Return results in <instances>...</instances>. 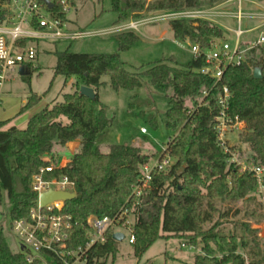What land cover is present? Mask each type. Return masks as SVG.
Returning <instances> with one entry per match:
<instances>
[{"label": "trees", "instance_id": "16d2710c", "mask_svg": "<svg viewBox=\"0 0 264 264\" xmlns=\"http://www.w3.org/2000/svg\"><path fill=\"white\" fill-rule=\"evenodd\" d=\"M217 0H110V11L119 25L130 19H139L149 12L181 11L211 5ZM0 0V23L7 18V10ZM54 12V10H53ZM65 19L62 13L59 14ZM174 39L196 44L201 51L223 38L222 30L203 20H174L169 22ZM118 52L113 54H83L68 50L54 52V77L81 80L72 85L71 92L62 95L61 102L47 104L31 116L25 128L4 129L0 122V203L7 202V214L12 220L28 216L36 201L32 178L41 168L53 163L54 168L43 176L51 180L65 176L74 184L76 197L64 203L63 213L72 217V236L69 248H82L89 237L86 220L114 217L122 210L134 219L131 245L135 258H140L160 239H184L185 245L198 248L201 253L192 264H264V250L257 240V232L249 225H235V231L219 229L221 221L230 216V209L219 204L243 200L255 186L252 174L239 173L228 162V156L218 147L213 129L217 115L216 99L222 86L231 93L230 114L245 122L239 133L245 144L242 150L232 146L239 158L252 165L264 163V49L249 50L239 66L228 67L219 83L200 73L207 64L202 55L193 56L186 66L172 59L151 63L134 71L127 69L121 53L138 40L133 31L117 35ZM260 68L261 79L253 78V69ZM28 74L20 77L30 86L33 68L25 64ZM118 92L132 91L142 86L148 77L152 85L170 90L167 127L178 129L162 155L175 160L168 172L154 174L151 183L135 198L133 188L139 183L140 168L151 155L139 148L113 145L107 153L96 146V136L112 125V118L98 98L97 91L105 85ZM81 86L95 91L94 100L79 94ZM209 90V106H198L202 90ZM42 101L30 91L18 115L33 109ZM192 103L190 111L186 104ZM65 119V121L62 120ZM78 140L79 147L64 166L56 163V147ZM50 158L46 159V156ZM183 172L178 176V170ZM264 194V179H263ZM238 211H234L236 216ZM219 220L214 221L215 216ZM127 217L124 216L123 220ZM205 225H209L207 229ZM240 234L236 233L237 228ZM109 230L103 244L94 245L85 256V264H105L114 261L117 250ZM244 251V255L239 253ZM219 253V256L217 255ZM103 260V261H102ZM166 257L164 264H171ZM0 264H28L19 253L12 252L0 229ZM31 264H42L35 261Z\"/></svg>", "mask_w": 264, "mask_h": 264}, {"label": "rangeland", "instance_id": "374dc122", "mask_svg": "<svg viewBox=\"0 0 264 264\" xmlns=\"http://www.w3.org/2000/svg\"><path fill=\"white\" fill-rule=\"evenodd\" d=\"M72 2V9L66 16L68 29L89 31L93 33V36L57 44L37 42V56L31 65L33 72L30 78V88L42 98V102L47 104L61 102L62 95L71 92L72 85L77 81L75 77L68 79L63 76L54 77L55 51L68 50L72 53L83 54H113L118 52L119 48L117 39L119 33H108L109 30L117 26V17L110 11V0H72ZM231 10L236 12V5H233ZM242 13L251 16L263 14L264 0L243 2ZM155 15H157L155 12H149L144 14L142 18L130 19L121 24L125 25L150 19ZM217 23L225 34L220 40L233 44L235 40L234 31L238 28L236 20L232 17L220 18L217 19ZM241 29H252L241 38L242 43L246 44L248 40L252 41L260 32H264V21L243 18ZM133 32L137 35L138 40L128 51L120 54L121 60L126 63L129 71L146 67L154 62L170 59L179 66H186L193 58L188 42H182L183 47L176 45V39L173 37L168 22L146 23ZM12 78L11 81H6L2 87L1 91H3V94L5 91L6 96L2 97L3 99L1 98L0 112L9 111L17 96L21 98L25 94V90L28 89L27 87H29L20 76L14 75ZM102 82L105 85L98 89V98L105 106L107 116L112 118L113 121L109 128L96 136V146L103 153H107L109 147L113 145L136 147L143 153L151 155L148 164H153L178 133V129H171L166 125L168 122L166 112L169 108L168 95L170 90L152 85L148 77H143L142 86L132 91H113L109 87L107 77H102ZM5 98L7 102L4 103ZM186 106L190 111L192 110V103L188 102ZM16 116L17 113L12 118ZM62 120L65 121L64 118ZM21 123V118L17 119L14 126L18 129L25 128L22 127ZM142 130H145L146 133H141ZM230 145H238L242 150L245 149V144L241 141L239 135L231 137ZM56 150L58 152L55 158L57 164L61 163L64 158L69 159L71 156L65 149ZM234 153V160L238 162L245 161V158H239L236 150H234ZM171 160L172 165L165 172H168L174 165L175 160L172 158ZM228 162L236 167L231 161L228 160ZM146 187L141 188V194ZM218 205L221 211L230 209V216L224 220H219L217 215L215 216L214 221L219 220L222 223L219 229L224 232L235 231V225L245 223L251 229L256 230L257 240L264 250V194H260L255 187H252L251 192L243 200L233 203H218ZM7 211V202L2 199L0 203V216L2 219L8 215ZM234 211H238L236 216L233 215ZM127 220L134 222L132 216H129ZM8 224V220H4V236L7 245L12 252L18 253L20 252L19 242L11 233ZM208 227L210 226H204L205 229ZM116 231H120L126 239L116 243L117 254L114 261L109 257L105 264H164L166 257L173 259L168 260L171 264H192L194 257L201 253L200 245L198 248H193L185 245L184 239L169 238L156 241L138 259L133 254L132 246L127 242V231L125 229H117ZM236 233L240 234L238 228ZM239 253L244 255L243 250H239ZM217 255L219 256V253Z\"/></svg>", "mask_w": 264, "mask_h": 264}, {"label": "built area", "instance_id": "2783aa9c", "mask_svg": "<svg viewBox=\"0 0 264 264\" xmlns=\"http://www.w3.org/2000/svg\"><path fill=\"white\" fill-rule=\"evenodd\" d=\"M52 5L49 9L47 3ZM250 0H217L211 5L181 11H159L150 19L117 25L108 33L137 31L146 23L170 22L174 20H203L218 25L217 19L232 17L238 28L234 31L233 44L225 41H215L209 49L203 51L196 44L188 41L176 40V45L183 47L182 42H188L193 56L202 55L207 66L200 73L209 75L213 80V87L220 82L223 72L228 67L239 66L245 54L257 47L264 49V32L252 41L243 44L242 36L251 30H242L243 18L264 21V13L258 16L242 13V3ZM227 5H236L237 11L232 13L224 10ZM73 6L72 0H5L2 7L7 10V18L0 23V94L4 83L12 76L19 75V69L25 64H32L36 58L37 42H70L93 36L92 32L68 29L66 16ZM221 8V9H219ZM54 10V12H53ZM62 13L65 19L59 14ZM219 26V25H218ZM209 90H202L198 106H209L207 97ZM231 93L226 86H222L217 95V115L213 120L216 143L228 160L236 165L240 173L252 174L255 179V188L263 195L264 163L252 165L246 161L234 160L235 153L230 145L231 137L239 135L245 122L230 114ZM141 133H146L142 130ZM172 165L169 155H161L153 164H145L140 168L139 183L133 188L135 198L141 196V188L148 186L154 174L166 171ZM55 165L41 168L32 178V190L36 193V201L25 218L12 220L8 215L0 216V229L4 234V220H8V228L19 242L20 252L26 261L31 264L41 261L42 264H85L87 252L96 244H103L109 230L113 234L117 229H125L128 233L127 242L134 243L131 221H128L127 211L124 209L114 217L95 218L89 216L86 225L89 228V237L82 248H69L72 236V217L63 213L64 202H52L44 207L40 206L39 195L48 191L74 192V184L65 176L44 180L43 176L50 173ZM75 193V192H74ZM124 216L127 217L126 220ZM131 222V223H130ZM124 239L126 237L124 236Z\"/></svg>", "mask_w": 264, "mask_h": 264}, {"label": "crops", "instance_id": "0c3cea01", "mask_svg": "<svg viewBox=\"0 0 264 264\" xmlns=\"http://www.w3.org/2000/svg\"><path fill=\"white\" fill-rule=\"evenodd\" d=\"M233 5H227L224 7V10L226 11H229V12H232L234 13L231 8H232ZM218 26V25H217ZM219 27V26H218ZM258 27V26H257ZM221 29V28H220ZM222 30V29H221ZM247 30H251V29H247ZM223 32V37L225 36L224 34V31L222 30ZM121 33V32H120ZM135 33V32H134ZM247 41V40H246ZM249 42V40L247 41ZM52 44H57V43H52ZM37 48V47H36ZM37 56V55H36ZM33 64V63H32ZM31 64V65H32ZM19 76V75H18ZM76 78V77H75ZM13 78L10 77L7 81H11ZM76 82L78 83L79 82V85H81V80L76 78ZM28 89L25 90V94L19 98V96H17V99L14 100V103L13 105L10 107L9 111H3V112H0V122H7V124L5 125L4 129H8L10 127H16L14 126L15 124V121L18 119L21 118V121H22V127H25L26 126V123L28 121V119L33 116L35 113L39 112L42 108H44L47 103H44V102H40L37 106H35L33 109L29 110L28 112L24 113V114H21V115H18L19 111H20V108L26 103L27 101V98L29 96V93L31 90L30 86L27 87ZM2 93L0 94V102H1V98L6 96V93L4 91V94H3V91H1ZM33 92V91H32ZM34 93V92H33ZM3 94V95H2ZM38 95V94H37ZM3 99V98H2ZM7 102V99L5 98L4 99V103ZM17 113V116L15 118H12L13 115H15ZM17 128V127H16ZM79 147V141L78 140H75V141H72V142H68L64 147H56V149H65V151L67 153H70L71 156L69 159H65L57 164L58 167H62L64 165H66L72 158L73 154L75 153V151L78 149ZM57 150H56V154H57ZM58 155V154H57ZM57 157V156H56ZM50 158V156H46V159Z\"/></svg>", "mask_w": 264, "mask_h": 264}, {"label": "water", "instance_id": "95a60500", "mask_svg": "<svg viewBox=\"0 0 264 264\" xmlns=\"http://www.w3.org/2000/svg\"><path fill=\"white\" fill-rule=\"evenodd\" d=\"M48 5V8L51 9L52 5L48 2H46ZM28 74V71L26 69L21 68L19 69V76H25ZM253 78L254 79H261L262 78V73L260 68H254L253 69ZM79 94L81 96H84L88 99L94 100L96 93L93 89L88 88L86 86H81L79 89ZM183 172V169H180L178 172V176L181 175ZM76 197V194L74 192H65V191H53V190H48L42 194L39 195V203L41 207H44L46 204L52 203V202H68L73 200ZM113 240L116 242H121L124 240V235L122 233L116 232L112 236Z\"/></svg>", "mask_w": 264, "mask_h": 264}]
</instances>
